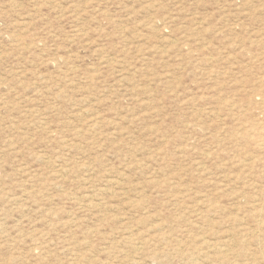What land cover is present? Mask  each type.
I'll return each instance as SVG.
<instances>
[{"label": "rangeland", "instance_id": "1", "mask_svg": "<svg viewBox=\"0 0 264 264\" xmlns=\"http://www.w3.org/2000/svg\"><path fill=\"white\" fill-rule=\"evenodd\" d=\"M262 141L264 0H0V264H264Z\"/></svg>", "mask_w": 264, "mask_h": 264}, {"label": "bare ground", "instance_id": "2", "mask_svg": "<svg viewBox=\"0 0 264 264\" xmlns=\"http://www.w3.org/2000/svg\"><path fill=\"white\" fill-rule=\"evenodd\" d=\"M262 142H264V141H262ZM251 234V233H250ZM253 236V235H252ZM204 241V240H203ZM141 244V243H140ZM142 247V246H141ZM225 248V247H224ZM225 250V249H224ZM137 251V250H136ZM140 260V259H139ZM135 264V263H134Z\"/></svg>", "mask_w": 264, "mask_h": 264}]
</instances>
